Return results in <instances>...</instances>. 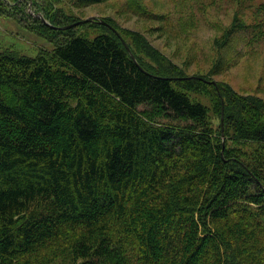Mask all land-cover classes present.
Returning a JSON list of instances; mask_svg holds the SVG:
<instances>
[{
	"label": "trees",
	"instance_id": "1",
	"mask_svg": "<svg viewBox=\"0 0 264 264\" xmlns=\"http://www.w3.org/2000/svg\"><path fill=\"white\" fill-rule=\"evenodd\" d=\"M102 1L0 0L52 45L0 50V264H264V99L52 27Z\"/></svg>",
	"mask_w": 264,
	"mask_h": 264
},
{
	"label": "rangeland",
	"instance_id": "2",
	"mask_svg": "<svg viewBox=\"0 0 264 264\" xmlns=\"http://www.w3.org/2000/svg\"><path fill=\"white\" fill-rule=\"evenodd\" d=\"M130 1L105 0L68 8L76 21L91 20L73 32L92 37L102 31L96 22L109 19L133 35L131 41L129 37L124 40L112 27L134 60L130 46L146 42L180 67L185 76L225 81L239 93L264 99V35L256 38L259 31L264 32V0H140L146 12L134 9L137 1L127 6ZM27 6L32 16L41 19V13L29 3ZM234 24L246 27L229 35L227 31ZM51 47L38 32L0 13V50L12 48L19 55H35L38 49ZM140 54L150 60L145 53ZM211 93L210 88L202 90L203 102L208 104Z\"/></svg>",
	"mask_w": 264,
	"mask_h": 264
},
{
	"label": "water",
	"instance_id": "3",
	"mask_svg": "<svg viewBox=\"0 0 264 264\" xmlns=\"http://www.w3.org/2000/svg\"><path fill=\"white\" fill-rule=\"evenodd\" d=\"M40 17L42 18V16H40ZM88 19H89V18H87V19H83V20H80V21H77V22H74V23H71V24H68V25H64V26H54V28L67 29V28H70V27H72V26H74V25H77V24H79V23L86 22ZM42 20H43L46 24H48V22L45 21L43 18H42ZM213 83H214V81H213ZM221 120H222V119H221Z\"/></svg>",
	"mask_w": 264,
	"mask_h": 264
}]
</instances>
